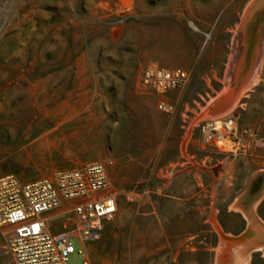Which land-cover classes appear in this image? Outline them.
<instances>
[{
    "label": "rangeland",
    "instance_id": "rangeland-1",
    "mask_svg": "<svg viewBox=\"0 0 264 264\" xmlns=\"http://www.w3.org/2000/svg\"><path fill=\"white\" fill-rule=\"evenodd\" d=\"M255 1L0 0V178L111 162L119 208L88 246L93 264L236 262L243 244L225 238L252 229L233 206L264 172V12L237 38ZM151 62L190 72L167 95L173 114L141 88ZM234 93L230 113L212 115ZM223 117L236 120L237 144L203 145L198 124ZM252 210L264 226V197ZM71 244L67 264H83L81 241ZM2 245L0 264H14ZM248 264H264V248Z\"/></svg>",
    "mask_w": 264,
    "mask_h": 264
},
{
    "label": "built area",
    "instance_id": "built-area-1",
    "mask_svg": "<svg viewBox=\"0 0 264 264\" xmlns=\"http://www.w3.org/2000/svg\"><path fill=\"white\" fill-rule=\"evenodd\" d=\"M4 23L1 19L0 31ZM190 78V72L184 68H167L151 62L143 69L140 85L159 98L158 110L170 115L175 105L167 95L185 88ZM197 127L207 147L225 149L228 144H237L234 118L208 119ZM111 165L91 162L55 171L35 182H24L13 174L0 178V237L4 255L14 264H67L74 253L71 240L78 238L83 245V264H93L88 258V246L100 239L119 208L118 192L109 172ZM126 198L141 202V194L135 189L128 190ZM57 226L63 230L53 232L52 228Z\"/></svg>",
    "mask_w": 264,
    "mask_h": 264
},
{
    "label": "bare ground",
    "instance_id": "bare-ground-1",
    "mask_svg": "<svg viewBox=\"0 0 264 264\" xmlns=\"http://www.w3.org/2000/svg\"><path fill=\"white\" fill-rule=\"evenodd\" d=\"M8 7H5V11L7 12ZM258 51V50H257ZM258 65V59L255 62L252 71L249 73V75L246 78L245 82V87L249 86L250 83L251 85L254 83L255 79V72H256V67ZM237 77V75H236ZM236 81V80H235ZM241 88V87H240ZM244 88V87H243ZM239 93H234L232 94V97H222L220 96L219 98L215 99L210 105H209V111L213 110L214 116H225L230 113V111L233 109L234 104L236 100L238 99ZM224 118V117H223ZM220 118V119H223ZM208 120V119H206ZM214 120H219V119H214ZM259 179V180H258ZM254 180H258L256 184L252 188L254 190L253 192L247 191L243 196L240 197V199L237 201V203L233 206V208L237 211L242 213L249 224V228L252 229L250 237H248L246 240L240 241L235 237L231 236H226V242H228V246H234L237 243H242L243 246L239 247L235 250L236 255H237V261L233 262L235 264H248V255L249 252L252 250L256 249H263L264 248V226L258 221V217L256 218L253 214L252 206L254 204H257L262 200L264 197V172L259 173L257 176H255ZM255 183V182H254ZM258 188V189H257ZM256 215V214H255ZM264 224V223H263ZM221 259H218V263H221ZM232 263V264H233Z\"/></svg>",
    "mask_w": 264,
    "mask_h": 264
},
{
    "label": "water",
    "instance_id": "water-1",
    "mask_svg": "<svg viewBox=\"0 0 264 264\" xmlns=\"http://www.w3.org/2000/svg\"><path fill=\"white\" fill-rule=\"evenodd\" d=\"M262 11L264 12V0H256L254 4L249 8L248 14L244 18V21H242V23L238 27V39L246 37L248 30L254 23V18L256 17V15H258V13ZM248 233L249 235L251 234L250 230H248Z\"/></svg>",
    "mask_w": 264,
    "mask_h": 264
},
{
    "label": "crops",
    "instance_id": "crops-1",
    "mask_svg": "<svg viewBox=\"0 0 264 264\" xmlns=\"http://www.w3.org/2000/svg\"><path fill=\"white\" fill-rule=\"evenodd\" d=\"M237 203V202H236Z\"/></svg>",
    "mask_w": 264,
    "mask_h": 264
}]
</instances>
